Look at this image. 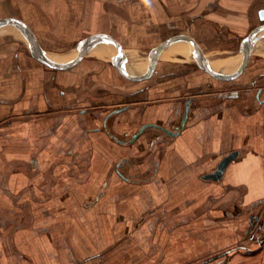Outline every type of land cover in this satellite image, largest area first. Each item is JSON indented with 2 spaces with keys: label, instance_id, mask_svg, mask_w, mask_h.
<instances>
[{
  "label": "crops",
  "instance_id": "obj_1",
  "mask_svg": "<svg viewBox=\"0 0 264 264\" xmlns=\"http://www.w3.org/2000/svg\"><path fill=\"white\" fill-rule=\"evenodd\" d=\"M5 17L44 52L53 39L76 54L94 34L116 49L100 40L55 68L0 27V264H102L94 248L114 242L148 264H264V29L243 44L264 0H0ZM188 41L231 77L203 69ZM145 123L177 133L150 126L130 141Z\"/></svg>",
  "mask_w": 264,
  "mask_h": 264
},
{
  "label": "water",
  "instance_id": "obj_2",
  "mask_svg": "<svg viewBox=\"0 0 264 264\" xmlns=\"http://www.w3.org/2000/svg\"><path fill=\"white\" fill-rule=\"evenodd\" d=\"M4 25H10L15 27L26 39L30 52L31 54L38 59L39 61H41L42 63L51 66V67H55V68H66L70 65H72L73 63H75L81 56L82 54L86 51V49L90 48L92 45H94V43H96L97 41H104L106 43H110V45H112L114 47V49H116V45L114 43V41L107 35L104 34H94L91 35L83 40H80L77 45H76V54L74 55L73 58L67 60V61H55L52 60L50 58H48L44 52L42 51L41 47L39 46L38 41L36 40V38L34 37L33 33L31 32V30L29 29V27L27 25H25L23 22H21L18 19H14V18H1L0 19V27L4 26ZM264 29V26L261 27H257L255 28L250 35H248V37H246L244 39V46L246 47V45L248 44V42L250 41V39H252V37H254L258 32L262 31ZM180 38H176V39H169L167 41H164L163 43H161L160 45H158L157 47L153 48L152 51L149 53V57H148V61H149V67L151 68L153 66L154 63V57L156 56V54L158 53V51L160 49H162L163 47H165L166 45H168L169 43H172L174 41H177ZM190 46L192 47V53L194 58L196 59V61L198 62V64L205 70H207L211 75L218 77V78H223V79H227L230 78L231 75H225V74H221L218 72H215L214 70H212L209 65L207 64V62L205 61V59L202 57V55L200 54V52L197 50L196 46L194 45V43L192 41H188ZM116 51V50H115ZM247 52V48H243L242 51V61L240 64L239 69L237 70V72L235 74H237L239 71L242 70V68L245 65V61H246V53ZM121 53V52H120ZM121 55V54H120ZM117 53H114V55L112 56V61L114 63V65L119 69V71L124 74L127 77H131V78H139L141 76H135V75H130L129 73L126 72L125 68L122 66L121 62H120V56ZM187 110H188V106L186 107V112L184 114L183 119L181 120L180 123V127L182 128L183 125L185 124L186 118H187ZM156 127L160 130H162L163 132L169 134V135H174L177 133V131H172L170 129H167L166 127H164L163 125L160 124H155V123H145L143 125H141V127L136 131V133L133 135V137L131 138L130 141H134L140 134L141 132L147 128V127ZM236 155V153H230L229 155H227L226 157H224L220 163L218 164V166L216 167L215 171H213L212 173H209L206 175V177L208 178H218L219 176H221L224 168L226 167V165L228 164V162L234 158V156Z\"/></svg>",
  "mask_w": 264,
  "mask_h": 264
},
{
  "label": "rangeland",
  "instance_id": "obj_3",
  "mask_svg": "<svg viewBox=\"0 0 264 264\" xmlns=\"http://www.w3.org/2000/svg\"><path fill=\"white\" fill-rule=\"evenodd\" d=\"M17 40L18 39H16V41ZM50 43L54 44L56 47H55V49H48V46H47V48H46L47 52L49 50V52H51V53H58L59 54V53H67V52L73 51L75 54V51L72 49V46L75 42H71V41L68 42V41L53 40L52 39L50 41ZM252 229H253V227H252ZM248 234H250V232ZM252 234L256 238H259V237H257L259 235V234H257V231H255V233H252ZM111 242H110V244H111ZM120 246L121 245H119V242H114L113 247H111V246L108 247L107 243H105V246L101 245V246L94 248L95 255L99 257V254L105 253L104 263H102V264H148L145 261H141L142 258L140 259V261H137L136 257L134 255H130L128 252H127V254L124 255L122 253V249H120L121 248ZM205 258L204 257L201 258L200 262L197 261V262L190 263V264H214V260H215L214 254H212L211 256L208 255ZM82 259L88 260L87 258H81L80 257V262H82ZM180 264H183V263H180Z\"/></svg>",
  "mask_w": 264,
  "mask_h": 264
},
{
  "label": "bare ground",
  "instance_id": "obj_4",
  "mask_svg": "<svg viewBox=\"0 0 264 264\" xmlns=\"http://www.w3.org/2000/svg\"><path fill=\"white\" fill-rule=\"evenodd\" d=\"M183 46L186 47L187 49L186 48H182V47H170V48H167L166 53H169V52H174V53L181 52L182 54H187L188 55L190 48L188 46H185V45H183ZM44 54L48 58L56 60L55 59L56 56H54L52 53L44 52ZM110 54L111 55L114 54V50H113L112 47L110 48ZM190 55H191V52H190ZM121 59L123 60L125 65H128L127 62L124 61L123 57H121ZM209 63H211L210 65H213V66H215V65H225V66H221V67H227V68H231L233 65H235V61L234 60L231 61V57H228V58L222 59V60H211Z\"/></svg>",
  "mask_w": 264,
  "mask_h": 264
}]
</instances>
